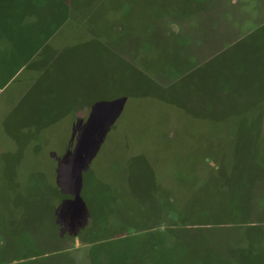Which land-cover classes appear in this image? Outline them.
<instances>
[{
	"label": "rangeland",
	"instance_id": "rangeland-1",
	"mask_svg": "<svg viewBox=\"0 0 264 264\" xmlns=\"http://www.w3.org/2000/svg\"><path fill=\"white\" fill-rule=\"evenodd\" d=\"M1 8L0 264H264V0Z\"/></svg>",
	"mask_w": 264,
	"mask_h": 264
},
{
	"label": "crops",
	"instance_id": "crops-1",
	"mask_svg": "<svg viewBox=\"0 0 264 264\" xmlns=\"http://www.w3.org/2000/svg\"><path fill=\"white\" fill-rule=\"evenodd\" d=\"M9 16L8 8L0 9V104L9 103L15 79L13 37L10 33L12 24Z\"/></svg>",
	"mask_w": 264,
	"mask_h": 264
}]
</instances>
